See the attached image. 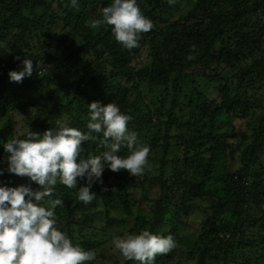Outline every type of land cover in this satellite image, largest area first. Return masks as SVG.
Instances as JSON below:
<instances>
[{
    "label": "trees",
    "instance_id": "1",
    "mask_svg": "<svg viewBox=\"0 0 264 264\" xmlns=\"http://www.w3.org/2000/svg\"><path fill=\"white\" fill-rule=\"evenodd\" d=\"M169 1L137 0L153 28L140 34L138 47L126 49L115 40L111 26H91L111 0H79L77 7L70 0H0V167L9 155L2 144L13 135V113H24L32 131L47 129L46 117L39 114L50 101V86L56 91L52 99L61 92L70 100L67 105L60 103L56 116L69 114L70 126L82 131H87L89 103H115L132 117L128 127L153 143L151 148L158 153L156 166L138 175L137 183L148 180L158 186L150 230L174 238L181 228L196 232L193 239L178 235L177 247L161 254L158 264H264V178L252 168L264 147V104L250 92L257 85L264 87V0H186L187 8L176 12L170 10ZM65 29L72 31L60 40L66 49L72 47L67 53L31 52L34 34H41L37 46L44 47ZM3 41L14 46L6 55ZM141 52L147 62L139 60ZM25 58H35L31 76L10 81L8 72L21 70L19 63ZM38 61L41 66L34 71ZM205 85H212L218 97H208ZM183 110L194 125L183 137H176L181 138L177 144L171 128L181 125ZM44 111L46 116L51 113L48 107ZM221 112L250 115L247 124L255 140L239 157L231 158L239 167L230 164L225 170L221 194L194 229L187 223L194 212L191 199L211 194L207 180L214 176L207 177L211 169L204 161L207 153L215 154L220 147L214 130ZM82 148L84 158L89 152L104 151L98 140L85 141ZM126 151L122 148L120 154ZM14 176L4 169L0 184ZM124 185L118 179L114 189L92 187L91 192L112 203L125 196ZM73 198L76 204L58 214L68 229L83 205L76 195ZM134 262L123 264H138Z\"/></svg>",
    "mask_w": 264,
    "mask_h": 264
},
{
    "label": "clouds",
    "instance_id": "2",
    "mask_svg": "<svg viewBox=\"0 0 264 264\" xmlns=\"http://www.w3.org/2000/svg\"><path fill=\"white\" fill-rule=\"evenodd\" d=\"M70 3L77 7L79 0ZM106 25L111 26L115 40L126 49L138 47L140 34L153 28L137 0H111L102 7L91 26ZM22 65L21 70L8 72L10 81L21 82L31 76L32 59L25 58ZM131 119L117 104L97 100L88 104L87 131L70 126L64 117L55 120V128L43 133L25 129L2 144L9 154L6 170L28 177L40 188L0 184V264H88L96 260L95 250L75 243L57 226L55 210L64 202L58 196L52 197L60 183L78 189L79 201L91 203L96 198L90 191L91 184L99 181L105 167L113 172L127 170L131 176L143 174L149 165L150 146L141 143L138 133L128 127ZM93 133L102 134V138ZM89 140H98V147L104 151L89 152L84 158L82 143ZM122 148L127 149L126 155L120 154ZM77 178L87 183L77 187ZM111 244L124 260L138 264H155L157 255L177 247L171 233L163 235L148 228L113 235Z\"/></svg>",
    "mask_w": 264,
    "mask_h": 264
},
{
    "label": "rangeland",
    "instance_id": "3",
    "mask_svg": "<svg viewBox=\"0 0 264 264\" xmlns=\"http://www.w3.org/2000/svg\"><path fill=\"white\" fill-rule=\"evenodd\" d=\"M175 1L177 2V0L169 1V8L171 11L176 12V9L180 7L181 9L187 8L185 4L186 0H180L178 5H176ZM71 32L72 31H70L69 29H65L63 31L59 30L58 38H55L54 41H51L44 47L37 46L38 41L42 39L41 34H34L33 42L31 44V46H33L31 52L34 54H43L45 51H47L49 53L55 54L56 56L67 53L72 47L66 49L64 47V44L60 40L62 39V37L67 36ZM76 38V42H80V38L78 36ZM5 42L6 41H3L1 44V46L5 47L4 55H6V53H9L11 48H14L13 45L7 46ZM217 49L218 45L216 44L213 50L217 51ZM34 59H32V62L34 61ZM139 60L147 62L149 59L146 57L144 52H141ZM135 62L136 59L133 64H135ZM41 63V61H38L36 64H34V71H36L38 67L37 65L41 66ZM19 65L22 64L19 63ZM49 88L51 89L49 101L50 103L47 101V107L48 109L50 108L51 113L49 116H46L44 114V110H46L47 108L46 107L39 114L46 117L44 126H47V129L54 128L53 124L55 123L56 119L67 117V115L65 114L56 116L55 112L60 107H62L60 103L64 105L70 104L69 98H63L61 92H57L52 99V94H54L56 91L54 90V86H50ZM203 91L210 98L218 97L217 91L215 88H213L212 85H205L203 87ZM142 92L144 94H147V92H145V90L143 91V89ZM250 92L252 93V96L257 103L259 100H261L264 104V87L257 85L255 88L251 89ZM190 109L191 108H187L186 111H189ZM186 111L183 110L185 116L180 117L181 125L173 126L171 128V134L173 136L172 141L175 140L177 144H180L181 138L176 137H183L187 133V128L194 125V123L189 122L187 116L188 112ZM69 112H73L70 107ZM180 112L181 110L177 111L176 114L179 115ZM71 115L76 119L78 117L74 113ZM249 116H242V114H239L237 116H228L226 113L221 112L218 113L215 117L217 128L216 130H214V134L218 135V144L220 145V147L215 152V154L207 153L206 155H208V161H204L205 166H208V169H211L209 170L207 177L211 174L214 176V178L207 180V183L211 188V194L207 197L199 196L193 197L191 199L194 206V212L187 218V223L194 227V229L196 227H199L200 223L204 222V210L209 209L212 206V203L217 201V193L221 194L222 183L220 180L222 179L225 170L227 171L229 168H231L230 164H232L233 169L239 167V162L237 160L232 161L231 158L234 156L239 157L245 146L255 140L253 138L252 127L247 124V118ZM13 117L15 123L11 130L13 133L11 138L23 133L25 129H29L31 125L30 122H27L26 115L24 113H13ZM67 118L68 120H72L69 114ZM3 121L4 119H2V122ZM138 139L141 143L150 146V152L148 155V167H150L151 165L152 167L156 166L157 161L155 160V157L158 155V153L154 152L151 148L150 144L153 143L149 144L148 139L140 136L139 134ZM126 154L127 151L125 152V155ZM252 168L254 171H257L260 177L264 178V147L257 152V158L256 161H254ZM0 169L6 170L7 163L1 164ZM112 172V170L105 167L99 181L92 182L90 191L92 187H99L98 189L102 188L105 190L114 189L116 186V181L118 179H121L124 180L125 183L122 193L125 195L124 197L126 199H124L122 195L121 197H117L112 203H107L106 201H103L96 196V198L91 203H83L79 211L75 213L73 218L74 221L69 226V229L65 226L67 225L65 219L60 218L58 214L59 212L68 211L73 205L76 204L77 201L75 198H73V195L77 194L78 189H69L66 186L58 183L55 186V192L53 193L52 198H56L58 196L64 202L63 207L57 206L55 210L57 217V226L61 230L65 231L75 243H79L85 249H93L97 253L96 260L93 262H88V264H123V262L125 261L124 258L119 254L117 250L114 249L111 244L112 236L122 235L124 232H139L144 228H148L150 230L153 220L151 207L154 204L153 201L157 197L156 191H158V186L153 185L148 180H144L143 184L138 185V175L131 176L127 172V170L122 169L115 172L114 174ZM105 174H108L106 175V179H104ZM86 183L87 181L84 178H77V187ZM19 185L29 186L33 190L40 188V186L35 182L30 181L28 177L19 176L16 174L10 181L5 184V186L9 187H16ZM161 229L162 228H160V231H162ZM177 232L179 236L184 233L183 235H185L188 239H193L196 233L190 228H181L178 229ZM178 235L175 238L176 241L178 239ZM160 261L161 254L157 255L155 264H158V262ZM172 264H175V261H173Z\"/></svg>",
    "mask_w": 264,
    "mask_h": 264
},
{
    "label": "built area",
    "instance_id": "4",
    "mask_svg": "<svg viewBox=\"0 0 264 264\" xmlns=\"http://www.w3.org/2000/svg\"><path fill=\"white\" fill-rule=\"evenodd\" d=\"M263 118H264V113H263ZM263 123H264V119H263ZM107 189V188H106Z\"/></svg>",
    "mask_w": 264,
    "mask_h": 264
}]
</instances>
